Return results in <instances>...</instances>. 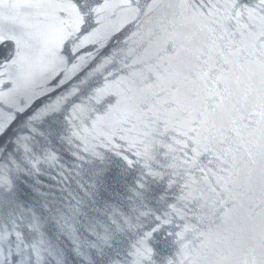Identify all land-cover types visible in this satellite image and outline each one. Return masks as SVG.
<instances>
[{"label":"water","instance_id":"water-1","mask_svg":"<svg viewBox=\"0 0 264 264\" xmlns=\"http://www.w3.org/2000/svg\"><path fill=\"white\" fill-rule=\"evenodd\" d=\"M0 264H264V0H0Z\"/></svg>","mask_w":264,"mask_h":264}]
</instances>
